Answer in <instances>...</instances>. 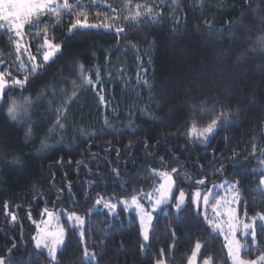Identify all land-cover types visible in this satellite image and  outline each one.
I'll return each mask as SVG.
<instances>
[{
  "label": "trees",
  "instance_id": "16d2710c",
  "mask_svg": "<svg viewBox=\"0 0 264 264\" xmlns=\"http://www.w3.org/2000/svg\"><path fill=\"white\" fill-rule=\"evenodd\" d=\"M81 3L83 23L112 27L69 34L74 16L61 10V22L48 33L61 50L35 74L20 70L14 38L0 27V71L10 72L11 80L28 77L23 88L10 84L0 102V258L4 264H50L33 244L29 221L47 209L66 231L60 264H83L84 248L95 253V264H188L196 243L200 263L210 256L214 264H231L222 237L191 200L180 212L174 202L180 191L191 198L195 190L235 183L240 216L251 221L264 213V50L257 43L264 38V0ZM138 4L152 12L142 7L137 21L125 20ZM41 21L54 23L55 17ZM44 27L25 34L37 63L43 36L36 33ZM81 66L94 86L82 82ZM13 101L24 105L15 119L8 115ZM221 113L228 119L206 144L190 139L193 119L203 128ZM42 141L49 147L41 149ZM173 168V203L155 214L147 244L132 212H92L98 198L117 202L151 193L160 184L158 173ZM201 179L204 184L196 182ZM221 194L214 193L210 207ZM71 213L86 220L83 239L69 225ZM240 240L247 245L243 259L264 252L259 226L255 244Z\"/></svg>",
  "mask_w": 264,
  "mask_h": 264
},
{
  "label": "snow or ice",
  "instance_id": "6c2138e0",
  "mask_svg": "<svg viewBox=\"0 0 264 264\" xmlns=\"http://www.w3.org/2000/svg\"><path fill=\"white\" fill-rule=\"evenodd\" d=\"M98 0H90V3L93 5H96ZM130 2V0H129ZM175 2V0H174ZM106 7L111 8L110 5H106ZM144 8L145 12L151 13L152 8L147 7L144 5H136L137 11L134 15L131 17H124L125 20L131 19L132 21H137L140 16L143 15V13L139 10L140 8ZM84 5L81 3V0H73L72 3H70V0H0V22L2 21H8L9 26L6 29L7 31H13L15 33V36L17 37L16 40H11L10 42L14 44L15 50L17 54L20 53L21 50V44H20V38H21V30L25 28V25H29L30 27H39L40 23H44L45 27L41 30V32L36 33L37 36H43V43L40 44L37 48V52L42 53V59L39 63L36 62L37 58L36 56L29 55V65H25L21 62L19 68L20 70H28L32 72L33 74L37 73L42 67L47 66V64L56 56V54L61 50L62 45L61 44H54L51 39H49L48 33L49 31L55 27V25H58L61 22V10H63L64 14H71L74 16L73 22L68 25V33L71 34L76 30L84 29V28H99L103 26L104 28H110L112 27L111 24H103V25H97L92 24L89 25L87 23H83L80 19L81 16H84V19H87V16L85 12L83 11ZM73 9H80L79 11H73ZM113 13H115L117 10L115 8L111 9ZM49 15L54 16L55 21L54 23H50L47 21H40L39 17L42 15ZM99 15V13H97ZM36 21L34 23L33 21ZM116 17H111L112 21H115ZM0 27H3L2 24H0ZM115 31L119 34L123 31V28L116 27ZM259 47L264 50V38L260 39L258 42ZM25 51H27V48H25ZM19 59V55L16 57ZM0 64H4L3 60H0ZM8 76H11V73H7ZM6 71H0V95H2L6 89V87L9 86V80L5 78ZM97 79H99V71L96 73ZM81 78L82 82L93 85V80L90 77L83 75V69L81 66ZM28 82V77L25 76L23 80L13 78L11 80V85L19 86L20 88H23ZM72 83L75 85L76 81H72ZM147 83V81H145ZM75 92H73V96H75ZM101 102H104V97L100 96ZM30 100L28 98L25 99V104H29ZM24 107V105H18L16 101L12 102V105L8 109V115L12 117L13 119L16 118V114L20 108ZM228 119V117L221 113L219 116H216L213 118L206 126L203 128L197 130L196 129V120H192V124L189 129V135H195L199 142L201 143H207L209 138L215 133L218 127V123L222 122L223 120ZM56 123L59 125L60 128H63L64 125L60 123L59 119L56 121ZM105 124H108V121L105 120ZM110 126V125H109ZM130 127H133L130 125ZM31 138V129H29L28 133L26 134V139ZM146 143V142H145ZM41 149H45L49 147V145L46 142H41ZM14 163L19 164L20 162L14 161ZM264 163V162H262ZM155 173V170H153ZM177 169L173 168L171 169V172H159L158 175L162 177V182L159 185V188L156 189L160 193L159 198L155 199L152 208L153 211H156L159 209L162 205L169 203V197H171L172 194V188L175 184V181L173 179L172 173H176ZM198 184H204L205 180L201 179L196 181ZM260 184L264 186V179L260 180ZM231 189H236V185H231ZM264 190V189H262ZM148 199H152V194H147ZM103 198H98L95 201L94 207L99 206L102 202ZM200 193L197 191L193 196V203L199 204L200 202ZM239 201V192L236 191V197L234 202ZM203 202L206 205L208 203V197H203ZM120 204L125 205V210H135L137 214L140 217V222L142 225L141 229V235L145 241L149 239L148 231L145 230V219L147 221L151 222L152 220V214L150 212H147L144 208V206L139 202V197L137 195H132L130 198V203L127 200H121L119 201ZM185 203V193L183 191L179 192L178 196H175V209L177 212L182 210V205ZM104 209L108 210L109 213L112 215H115V209L118 207L117 203H112L111 201L105 202L103 204ZM5 208H7V204H5ZM91 211V210H90ZM45 212L47 213V209H45ZM49 217L52 216L51 213H47ZM11 215V219L13 221L16 220L15 214L9 213ZM228 219L225 221L229 225V233L225 236V239L228 241L227 248H228V256L231 259L232 264H264V252H261L255 259L252 260H244L241 257V251L243 249L247 248V245L241 244V242L237 239H235V230L237 227V220L238 217L236 216V209L232 208L227 213ZM68 220L71 221L75 219L79 224L83 225L84 220L77 215L76 213L68 214L67 216ZM259 219V227L262 232H264V213H256L254 216L250 218V223H244L243 229L244 234L246 236L251 237V241L253 244L256 242L257 237V220ZM209 224L212 226L214 230H220L221 224L214 222L212 220L208 221ZM81 236H83V232H81ZM231 237V239H229ZM43 240H46L47 242L44 243V248L47 249V252L51 259L53 261H56L57 253L60 251L63 252V248H61V245L64 241V234L63 229L61 228L58 232H47L42 237ZM37 248H40L41 246V240L36 241ZM143 248V245L141 246ZM201 244L196 243L195 249L192 251L191 256L188 259V264H196L198 254L200 253ZM161 255H163L164 250H160ZM96 256L95 253H90L87 248L83 249V264H95ZM0 264H4V260L0 258ZM56 264H60L59 261H56ZM156 264H165L164 260H157ZM202 264H214L212 258L209 256L207 258H203Z\"/></svg>",
  "mask_w": 264,
  "mask_h": 264
},
{
  "label": "rangeland",
  "instance_id": "374dc122",
  "mask_svg": "<svg viewBox=\"0 0 264 264\" xmlns=\"http://www.w3.org/2000/svg\"><path fill=\"white\" fill-rule=\"evenodd\" d=\"M45 15L40 16L39 17V20L41 21V19ZM33 22L36 23L35 19H34ZM0 24L3 25V27H1V28L4 29V30H6L8 28V26H9V22L8 21H2V22H0ZM31 28H36V27H30L29 25H25V28L21 30V38H20L21 50H20V53L17 54V52L15 50V56L17 57V55H19V59L16 58L19 66H20L21 62L23 64H25V65H29V55H32V54H31V51L29 49V46H28V43H27L26 35L25 34H26V30L27 29H31ZM8 32L12 35V37L14 38V40L17 39V37L15 36V33L13 31H8ZM25 48H27V51H25ZM5 78L7 80H9V85H10L11 84L10 77H8V75H6ZM6 89H7V87H6ZM3 95H4V93L2 95H0V102L3 100ZM218 125H219V123H218ZM196 129L199 130L201 128L196 127ZM217 129H218V127H217ZM216 131H215V133H216ZM215 133L213 135H215ZM211 137L209 138V140L211 139ZM190 139L192 141H195V142L199 143V144H206V143L199 142L198 139H197V137L195 135H190ZM160 178H161V181H160V183H161L163 178L162 177H160ZM173 179H174V177H173ZM174 181H175V184H174V186L172 188V194L173 195L171 197H169V203L162 205L156 211H153L152 205H153L155 199L159 198L160 193L158 191H156V189L159 188V185L160 184L155 188L154 191L151 192V194H152V199L151 200L148 199V196L147 195L139 196V202L144 206V208H145V210L147 212H150L152 214V217H153L152 220H151V222H150V224L147 221V219H145L144 228H145V230L148 231L149 236H150V232H151V229H152V223H153L155 214L158 213V212H161V210L165 206L173 203V197H174V194H175V191H176V188H177V182H176L175 179H174ZM234 184L235 183H229V184L222 185V186L216 185V186H213L210 190H207V191H204V190H195L194 192H192L191 198H189V196L185 193V203H184V205H182V209H183L186 206V204L188 203L189 200H191V202L193 203V196H194V194L197 191H199L200 197H201L200 202H199L198 205L195 204V203H193V204L195 205L196 210L198 212L200 211L201 215L203 216L204 220L206 221V223L208 224V226L211 228V230L213 232H215L216 234H218L220 237H222V239H223V241L225 243V246H226L227 253H228V248H227L228 241L225 239V236L228 235V233H229V225L227 223H225V221L228 219L227 213H228V211L230 209L235 208L236 209V216L238 217L237 227H236V230H235V239H237V240H239L241 242V240H240L241 238H246V237L251 238L250 236H246L244 234L243 224L244 223H250L251 221H247L244 217L242 218L240 216L239 204H240L241 195H240L239 187H238L237 184H235L237 186L236 189H231L230 186L231 185H234ZM219 189L220 190L222 189V194H221L220 198H217L216 199L215 204L213 205V207H210V202L213 200L214 193L217 190H219ZM262 189H264V186H262ZM237 190L239 192V201L238 202H234L235 201L236 191ZM204 196H207L208 197V203L206 205L203 202V197ZM124 200H127V199H124ZM109 201H111V200L110 199H104L103 198L101 204L99 206L94 207L92 209V212H105V213H108L110 216H116L118 207H123L125 209V205L120 204L119 201H117V202H112L111 201L112 203H117L118 204V207L115 209V213L116 214L115 215H112L111 213L108 212V210L104 209V207H103V204L105 202H109ZM127 201H129V203H130V200H127ZM174 209H175V205H174ZM127 211L132 212L137 217V219L139 221V224H140V228L142 229V225H141V222H140V217L137 214V212L134 209L133 210H127ZM175 212H177L176 209H175ZM47 213H51L52 216L49 217ZM47 213L46 212H43L41 218L40 219H37V220H35L33 218H29V221H30L31 225L35 229V234L33 235V244L36 247V249H38L39 251H43V252H45L47 254V256L51 260L50 264H56V261H53L51 259V257L49 256V254L47 252V249L44 248L43 245L47 241L46 240H43L42 237L47 232H58L62 228L63 229V234H64V241H63V244L61 245V248H63L64 243L66 241V231L64 230V227L61 225V223L59 222V219H58L57 215L54 212L47 211ZM80 217L84 220V224L83 225L79 224L75 219H73L71 221L68 220V221H69L70 227L73 230L77 231L80 236H81V232H83V236H81V238L83 239L84 238V228H85L86 220L84 219V217H82V216H80ZM209 220H212L214 222L220 223L221 224V229L220 230H214L212 228V226L209 224V222H208ZM259 223H260V221L258 219L257 220V228H256L257 233H258ZM142 239H143V237H142ZM229 239H231V237H229ZM37 240H41V246H40V248H37V246H36V241ZM148 240L145 241L143 239V241H144L145 244L148 243ZM256 240H257V237H256ZM241 244H244V243L241 242ZM246 249H243L241 251V257H242L243 251H245ZM90 253H92V252H90ZM200 253H201V249H200ZM200 253L198 254L196 264H202V263L199 262ZM56 260H57V257H56ZM230 263L232 264L231 259H230Z\"/></svg>",
  "mask_w": 264,
  "mask_h": 264
},
{
  "label": "bare ground",
  "instance_id": "6f19581e",
  "mask_svg": "<svg viewBox=\"0 0 264 264\" xmlns=\"http://www.w3.org/2000/svg\"><path fill=\"white\" fill-rule=\"evenodd\" d=\"M26 245V244H25Z\"/></svg>",
  "mask_w": 264,
  "mask_h": 264
}]
</instances>
